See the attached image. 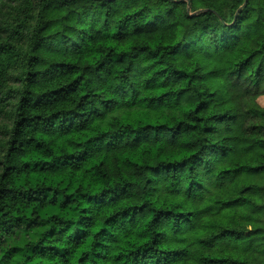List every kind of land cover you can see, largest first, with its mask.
Masks as SVG:
<instances>
[{
	"label": "trees",
	"instance_id": "obj_1",
	"mask_svg": "<svg viewBox=\"0 0 264 264\" xmlns=\"http://www.w3.org/2000/svg\"><path fill=\"white\" fill-rule=\"evenodd\" d=\"M264 0H0V264H264Z\"/></svg>",
	"mask_w": 264,
	"mask_h": 264
},
{
	"label": "rangeland",
	"instance_id": "obj_2",
	"mask_svg": "<svg viewBox=\"0 0 264 264\" xmlns=\"http://www.w3.org/2000/svg\"><path fill=\"white\" fill-rule=\"evenodd\" d=\"M258 103H259L262 107H264V97L260 98V99L258 100Z\"/></svg>",
	"mask_w": 264,
	"mask_h": 264
}]
</instances>
